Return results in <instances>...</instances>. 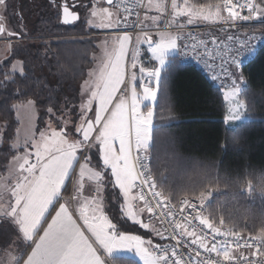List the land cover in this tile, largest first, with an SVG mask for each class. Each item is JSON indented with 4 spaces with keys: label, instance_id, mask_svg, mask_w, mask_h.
Here are the masks:
<instances>
[{
    "label": "trees",
    "instance_id": "trees-1",
    "mask_svg": "<svg viewBox=\"0 0 264 264\" xmlns=\"http://www.w3.org/2000/svg\"><path fill=\"white\" fill-rule=\"evenodd\" d=\"M1 1L10 3L1 24L8 22L10 34L27 38L15 39L0 59V178L19 152L13 146L20 124L16 104L33 99L41 119L70 106L94 62L99 49L94 32L100 31L84 20L65 25L55 0ZM220 1L189 0L197 6ZM255 2L264 9V0ZM247 30L264 36V21L247 25ZM146 57L142 66L148 69L151 59ZM14 58L22 59L24 73L11 71ZM160 77L147 152L159 193L175 203L184 197L200 200L207 223L260 237L264 253V45L239 70L249 118L235 127L224 120V89L196 65L174 57ZM112 263L138 264L131 256H116Z\"/></svg>",
    "mask_w": 264,
    "mask_h": 264
},
{
    "label": "rangeland",
    "instance_id": "rangeland-1",
    "mask_svg": "<svg viewBox=\"0 0 264 264\" xmlns=\"http://www.w3.org/2000/svg\"><path fill=\"white\" fill-rule=\"evenodd\" d=\"M95 1L97 0H79L75 2L77 5L79 4L75 8L79 13L82 6L84 4L87 5L84 7L83 16L80 14V21H86L91 29L96 28L100 32L108 31L103 34L95 32L96 35H99L97 37L99 49L94 55L93 69L91 66V70H88V75L78 89L75 101L72 104H68L70 106H64L59 112L51 110L42 119L40 117V110L33 99L16 104V116L20 124L13 146L16 150L19 149V152L18 155L10 160L7 173L0 178V192H2L0 193V208H2L0 214H6V216L9 214V206L12 203V199L15 201V192L18 190L17 183L20 179L29 177L27 175L30 174L32 168H36L52 156L64 155L70 151L78 152L77 166L72 173V177L68 180L69 182L67 181L68 184L66 183V185L70 186L68 193L72 192L76 196L80 193L81 198H79V202L86 197L87 210L89 208L102 210L107 217H110L112 220L115 219L111 221L113 224L116 221L115 230L119 231V238L116 239V242H120V248L127 247L129 249L123 250L125 251L123 252L125 256H132L138 264H153L152 257L142 252L140 247L135 243L129 242L128 238L132 237L135 240L148 241V247L152 252L153 245L158 237L159 230L157 224L154 221H148L147 217H145V209L134 188L131 192V199L136 209V216L138 220L148 227H141L140 224L133 223L127 219L126 211L129 194L125 192L122 186L121 198L117 195L115 187L117 175H114L116 169L115 167H109L110 161L107 158L102 162L101 156L103 155L102 148L105 142L110 137L116 139L113 136V129L116 126L117 114L122 109H128L129 106H131L132 120L136 130L130 158L134 163L133 149L141 152V154L148 155L146 153L151 144V129L154 126V105L156 103L160 75L166 64L178 54L177 40L174 47L162 49L161 45L165 41L159 37L161 34H171L178 38V31L165 30L154 33L151 36L150 42L144 34L138 35L133 40L130 38L129 53L132 56L131 60L135 59L142 66L141 59L145 55L150 57L151 64H149L150 66L147 70L148 75L153 77V84H143L147 70L140 75L133 74L130 77L129 84L128 81L123 82L122 86L126 90L124 94H118L117 97L113 96L108 102L103 99L100 103L98 102L100 100V92L98 90L104 85L102 81L106 72L105 66L109 61L116 58L119 59L121 56L120 42L122 34L113 32L118 29V11L113 5L103 4L98 6V2ZM221 2L222 0L218 4H221ZM175 3L177 7H183L185 0H175ZM0 4L3 5L0 6V17H4L6 14L5 8L10 3L9 1L2 2L0 0ZM188 4L193 5L189 0ZM158 5H162V7H158ZM172 5L173 0H151V4L148 3L147 5L144 16L145 23L160 26L168 20L173 26L179 24L188 25V20L191 17L187 15H175ZM101 8L108 9L112 14L111 28H104L108 27L107 18L96 16V13ZM212 11H215V9L213 8ZM222 15L224 16V11ZM102 20L104 23H102ZM212 21L219 20L205 21L197 18L193 19L191 24L211 23ZM0 26H3L5 29L3 33H0V59H2V57L9 54V47L13 42H10L7 38L9 35L6 33V30L11 31L8 22L1 24L0 21ZM149 57L145 59L149 61ZM100 64L101 69L99 70L98 65ZM11 68L13 73H24L22 59L14 58ZM242 84V79L237 77L236 86L228 87L222 91L227 109L224 120H226V124L230 127H235L240 122L249 118L246 104L240 96ZM149 92H153L155 95H148ZM137 107H139L138 113L136 112ZM149 113H151L150 116ZM149 120L150 123L148 122ZM120 150L123 152L122 146ZM103 191H106L105 197L109 201L114 202L113 205L109 206L108 212L105 211L104 205L101 204ZM207 197L203 198L204 201L207 200ZM7 203L8 207L5 206ZM74 208L78 209L79 204L76 205L75 203ZM1 229H5L4 224L0 225ZM106 230L107 228L102 232L104 240H107L106 235L108 231ZM1 239L7 241L4 236H1ZM111 258L113 259L114 257ZM155 264L161 263L156 259Z\"/></svg>",
    "mask_w": 264,
    "mask_h": 264
},
{
    "label": "built area",
    "instance_id": "built-area-1",
    "mask_svg": "<svg viewBox=\"0 0 264 264\" xmlns=\"http://www.w3.org/2000/svg\"><path fill=\"white\" fill-rule=\"evenodd\" d=\"M148 0H116L119 9V34L128 35L132 40L138 35L173 30L178 31L177 59L183 64H194L208 74L210 80L220 87L236 86L239 70L253 58L255 54L240 55L236 47L242 45L246 38L244 32L247 24L257 22L264 13L254 15L247 11L246 6L252 5L260 10L255 0H234V8L239 6L242 15L220 23L200 24L216 26L225 31L217 37L194 38L182 34L168 22L163 25H146L144 9ZM227 6V1L225 3ZM225 14L227 12L225 10ZM8 38V36H7ZM130 50H128V53ZM126 64L131 63L129 53ZM141 67L132 65L129 73H138ZM128 76H125V82ZM152 77L146 76L144 85L152 84ZM119 94H124L126 90ZM137 179L134 188L139 194L141 204L146 210L148 221H154L160 232V241L153 245L152 252L162 264H264L263 243L260 237L242 236L228 225L212 227L204 215V204L198 199L185 197L178 203L171 202L159 193L150 170L148 155L133 151ZM165 255L167 259H164Z\"/></svg>",
    "mask_w": 264,
    "mask_h": 264
},
{
    "label": "crops",
    "instance_id": "crops-1",
    "mask_svg": "<svg viewBox=\"0 0 264 264\" xmlns=\"http://www.w3.org/2000/svg\"><path fill=\"white\" fill-rule=\"evenodd\" d=\"M120 46L121 56L119 59L111 60L105 66L106 72L102 81L104 85L98 90L100 92V100L98 102L100 103L103 99L108 102L113 96L117 97L119 92L116 90L120 89V84H123L125 80V62L129 47L128 35H122ZM100 66L101 64L98 65L99 70L101 69ZM91 68L93 69V66ZM78 158V152L74 151L67 152L64 155L52 156L36 168H32L30 174L27 175L29 177L22 178L17 183V188L27 198L26 203L23 205V212L17 214L22 216L23 228L31 234V239L25 237V231L21 230L22 226L19 224L18 218L10 215L12 206L15 205V201L12 199L10 206L8 203L7 205L5 204V206H9V214L7 216L6 214H0V225H5V229H1L2 232H0V264H28L37 243L41 241L53 221L58 217L72 220L84 230V236L89 244L87 259L90 264H113L111 257L125 256L123 253L125 251L117 250L121 249V246L119 245L120 242H116V239L119 238V231L115 230L116 221L114 222L113 231L111 233L108 232L107 235L105 234L107 240H104L102 233L97 232L95 225L91 224L93 217L87 214L86 197L79 202L80 193L77 196L74 193H64L66 183L72 177V173L77 166ZM115 185L116 193L121 198V187L123 185H120L118 176ZM25 189L27 191H24ZM105 195L106 191H103L101 204L104 205L105 211L108 212L109 206L113 205L114 202L109 201ZM75 203L76 205L79 204V208H76L77 210L74 208ZM108 203L109 205H107ZM58 210L60 211L58 212ZM0 211H2V208H0ZM109 219L111 218L109 217ZM85 224H89L92 230L89 231ZM1 236L6 237L5 240L7 241L2 240ZM159 236L158 231L156 240L160 238ZM63 259V253L52 254L48 257H41V264H62Z\"/></svg>",
    "mask_w": 264,
    "mask_h": 264
},
{
    "label": "snow or ice",
    "instance_id": "snow-or-ice-1",
    "mask_svg": "<svg viewBox=\"0 0 264 264\" xmlns=\"http://www.w3.org/2000/svg\"><path fill=\"white\" fill-rule=\"evenodd\" d=\"M112 0H108L110 4ZM151 4V0H149ZM223 3V0H222ZM221 4L216 5H190L188 4V0H185L183 7H177L175 0H173V9L175 15H187L191 17L188 20V23L191 24L193 19H203L205 21L208 20H223L225 17L222 15V12L226 10L227 17H231L232 20L238 18L239 15H242V10L239 6L233 7L232 5L235 3L234 0H227V6L222 8ZM0 6H3L0 4ZM158 7H162V5H158ZM215 11H212V9ZM246 10L253 12L254 15H260L261 10H254L252 5H247ZM63 17L67 20L69 18L78 19V15L76 14L75 10L69 12V6L66 4L62 10ZM111 13L106 8H101L97 13L96 16H102L107 18L108 27L104 28H111ZM102 23L103 20H102ZM5 31L3 26H0V33ZM161 40L165 41L164 44L161 45L162 49H166L169 47L175 46V41L177 37L172 36L171 34H161L159 37ZM126 71V67H125ZM122 83L120 84V89L116 90L117 92L122 91L121 88ZM115 90V89H114ZM148 95L154 96L155 93L149 92ZM136 112H139V107L136 108ZM151 113H149V116ZM150 123V120L148 121ZM136 130L132 120V112L131 106L128 109H122L116 117V126L113 129V136L116 139L109 138L103 148L102 152L103 155L101 156L102 162L105 158H107L110 163L109 167H115L116 172L114 175L118 176L120 181V185H123L125 192L129 194L128 199V208L126 211L127 219H129L133 223L140 224L141 227H148L144 225L142 221L138 220L136 216V209L133 206L132 199H131V192L134 188L137 175L135 171V164L131 157V147L133 139L135 138ZM123 147V152H121L120 148ZM118 149V150H117ZM118 185V186H120ZM31 187V186H29ZM24 191H27L25 189ZM201 196L204 193L200 194ZM26 197L22 194L21 190H16L15 192V205L12 206V210L10 215L13 217L18 218L19 224L22 226V231H25L23 228V218L21 215L17 213L23 212V205L26 203ZM60 210H58L59 212ZM87 214L92 216L93 219L91 221L92 225H95V230L97 232H103L105 228L107 231L111 233L114 228V224L112 223L111 219L103 213L102 210H98L95 208H89L87 210ZM83 221V220H82ZM84 223V221H83ZM91 231V227L89 224H85ZM25 237L27 239H31V234L25 231ZM129 242L135 243L138 247H140L142 252H145L147 255L152 257L153 264H155L156 256L154 253L151 252V249L148 247V241L145 240H135L132 237L128 238ZM118 251L129 250L127 247L117 249ZM64 254V259L62 264H90V261L87 259L89 254V244L84 236V230H82L79 225H76L72 220H65L62 218H57L53 221L50 229L45 234L44 237L41 238V241L37 243L36 248L33 251L32 257L30 258L28 264H41V257H48L52 254ZM164 259H167L165 255Z\"/></svg>",
    "mask_w": 264,
    "mask_h": 264
},
{
    "label": "bare ground",
    "instance_id": "bare-ground-1",
    "mask_svg": "<svg viewBox=\"0 0 264 264\" xmlns=\"http://www.w3.org/2000/svg\"><path fill=\"white\" fill-rule=\"evenodd\" d=\"M226 1L227 0H223V3H222V5H223V8L225 7V3H226ZM95 2H98V6H100V5H103V3H105L106 4V2H105V0H97V1H95ZM148 3H149V0H148V2H147V5H148ZM108 5V4H107ZM111 5H113V7L117 10V11H119V9L116 7V0H114V2L111 4ZM147 5H146V9H144V15H145V13H146V10H147ZM97 6V5H96ZM97 6V7H98ZM76 11V10H75ZM62 12V11H61ZM224 15H225V19H223V20H219V21H212L211 23H220V22H223V21H225V20H227L228 19V17H227V15L225 14V10H224ZM60 20H61V18H60ZM79 20H80V18H79ZM79 20H77V21H75L74 23H76V22H78ZM259 21H264V16L263 17H261L257 22H254V23H249V24H247V25H252V24H256V23H258ZM166 22H168V24L169 25H171L172 27H174L175 29L177 28V29H180V31H181V33L182 34H189V35H191V36H193L194 38H196L197 36H200V35H204L205 37H217V36H219L220 34L221 35H223V34H225V31H223L221 28H219V27H216V26H213V25H211V26H207V25H201L200 26V24H211V23H199V24H188V25H186V24H179V25H176V26H173L168 20L166 21ZM74 23H72V24H74ZM95 32H97V33H99V34H103V33H106V32H108V31H106V32H100V31H95ZM94 32V33H95ZM113 32H116V33H119V32H117L116 30L115 31H113ZM6 33L9 35L8 36V40L10 41V42H13L15 39H25V38H27V37H25V38H20V36H18V35H15V34H10L7 30H6ZM15 35V36H14ZM10 37V38H9ZM244 37L246 38V41L242 44V45H239L238 47H236V53L237 54H240V55H248V54H255L256 55V53L259 51V48H260V46H262V45H264V36H263V34L262 33H248V31L246 32H244ZM262 43V44H261ZM254 55V56H255ZM253 56V57H254ZM141 63H142V60H141ZM181 63V62H180ZM134 64H138L140 67H141V69H140V71L138 72V73H135V72H132V73H129V70L131 69V67H132V65H134ZM183 64V63H182ZM246 64H244L243 66H245ZM126 66V75L128 76V84L130 83V80H131V76L133 75V74H138V75H140V74H142L143 72H146V70H147V68H144L143 66H141L140 65V63H138V62H135V61H131V63L129 64V65H125ZM242 66V67H243ZM241 67V68H242ZM200 70V69H199ZM201 71V70H200ZM204 75H206L207 77H208V79L210 80V78H209V76H208V74H206L205 72H203V71H201ZM125 75V76H126ZM210 82H212L211 80H210ZM213 83V82H212ZM215 86H217L215 83H213ZM218 87H220V86H218ZM220 88H223V89H226V88H228V86H226V87H220ZM185 198V197H184ZM168 200H170V199H168ZM171 201V200H170ZM171 202H174V201H171ZM180 202V201H179ZM175 203V202H174ZM202 203V202H201ZM204 204V203H203ZM232 228V227H231ZM241 235V234H240ZM243 236V235H242ZM246 236H248V237H255V236H249V235H246Z\"/></svg>",
    "mask_w": 264,
    "mask_h": 264
},
{
    "label": "water",
    "instance_id": "water-1",
    "mask_svg": "<svg viewBox=\"0 0 264 264\" xmlns=\"http://www.w3.org/2000/svg\"><path fill=\"white\" fill-rule=\"evenodd\" d=\"M105 2H106V4L111 5V4L114 2V0H112V2H111L110 4L108 3V0H105ZM66 4L68 5L67 2H62V5H61V11L63 10V8L65 7ZM68 6H69V5H68ZM72 11H73L72 7L69 6V12H72ZM75 12H76V14L78 15V17L80 18V13H79L78 11H75ZM79 18H78V19H72V18H69V19L66 20V19L63 17V14H62V12H61V22H63L65 25H71V24L74 23L75 21L79 20ZM147 39H148V41L150 42V41H151V36H148Z\"/></svg>",
    "mask_w": 264,
    "mask_h": 264
},
{
    "label": "flooded vegetation",
    "instance_id": "flooded-vegetation-1",
    "mask_svg": "<svg viewBox=\"0 0 264 264\" xmlns=\"http://www.w3.org/2000/svg\"><path fill=\"white\" fill-rule=\"evenodd\" d=\"M55 1H56L55 3H58V2L60 3V11H61L62 2H67L68 5L71 6L73 10H75V8L79 5V4L77 5V3H75L76 1H79V0H55ZM1 17H0V19H1Z\"/></svg>",
    "mask_w": 264,
    "mask_h": 264
}]
</instances>
